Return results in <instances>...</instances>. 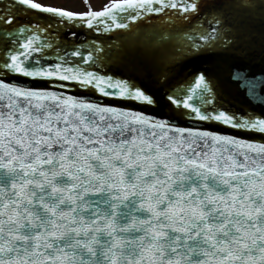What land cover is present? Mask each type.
<instances>
[{
	"label": "snow or ice",
	"instance_id": "obj_1",
	"mask_svg": "<svg viewBox=\"0 0 264 264\" xmlns=\"http://www.w3.org/2000/svg\"><path fill=\"white\" fill-rule=\"evenodd\" d=\"M82 2L0 0V264H264V0Z\"/></svg>",
	"mask_w": 264,
	"mask_h": 264
},
{
	"label": "water",
	"instance_id": "obj_2",
	"mask_svg": "<svg viewBox=\"0 0 264 264\" xmlns=\"http://www.w3.org/2000/svg\"><path fill=\"white\" fill-rule=\"evenodd\" d=\"M118 34V33H117ZM78 37L85 40H99L101 42L111 41L116 38L114 33H96L89 32L87 29H81L78 31ZM236 62H239L245 66V68L250 73H255L260 76L261 73L259 69L264 67L261 64L260 52L257 48L255 51L247 54H240L234 58ZM233 58H216L211 61V67L218 77L220 83L228 90V92L234 97V102L240 106H249L251 108H256L259 110L260 104L258 101H252L246 96V90L237 89L235 84H230L228 81V74L232 69V64L234 62ZM154 79V74H153ZM264 95V92L261 93Z\"/></svg>",
	"mask_w": 264,
	"mask_h": 264
},
{
	"label": "rangeland",
	"instance_id": "obj_3",
	"mask_svg": "<svg viewBox=\"0 0 264 264\" xmlns=\"http://www.w3.org/2000/svg\"><path fill=\"white\" fill-rule=\"evenodd\" d=\"M55 2L70 7L72 10H77V11L87 10L82 0H55ZM89 3L94 10V9L102 8L103 5L107 3V0H89Z\"/></svg>",
	"mask_w": 264,
	"mask_h": 264
}]
</instances>
